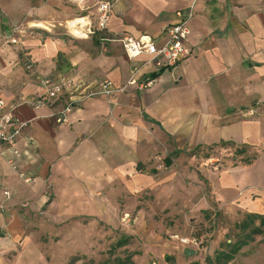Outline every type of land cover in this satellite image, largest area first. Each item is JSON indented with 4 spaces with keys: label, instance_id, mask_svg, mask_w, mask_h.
Returning <instances> with one entry per match:
<instances>
[{
    "label": "crops",
    "instance_id": "1",
    "mask_svg": "<svg viewBox=\"0 0 264 264\" xmlns=\"http://www.w3.org/2000/svg\"><path fill=\"white\" fill-rule=\"evenodd\" d=\"M192 4L188 55L162 68L146 55L128 58L120 37L148 34L162 46L176 13ZM40 7L45 10H1L0 96L6 110L26 125L13 144H0V229L44 208L56 222L71 215L117 222L122 214L116 207L122 205L116 200L125 192L136 198L156 192V197L151 193L155 206L169 210L175 187L184 204H173V215L182 208L183 218L213 226L211 235L218 240L209 254L214 255L225 248L219 242L223 235L232 236L227 243L242 237L236 224L251 214L264 217V0H114L107 28L88 37L57 26L77 16L95 26L97 0H48ZM134 73L138 82L154 77L153 84L86 94L105 80L122 87ZM53 85L63 91L38 103ZM72 101L68 122L59 124L57 115ZM171 140L177 159H193L194 167L177 175L163 167L174 158ZM156 143L161 152H155ZM229 144L241 148L243 157L256 154L219 169L192 162L200 149ZM157 154L164 157L162 164L154 161ZM220 215L224 220L217 227L214 217ZM229 224L236 233L229 232ZM261 238L264 233L255 235L229 264L249 248L258 252ZM186 247H181L183 261L193 264ZM193 249L196 257L199 251ZM4 255L0 242V264ZM205 259L196 263L207 264Z\"/></svg>",
    "mask_w": 264,
    "mask_h": 264
},
{
    "label": "rangeland",
    "instance_id": "2",
    "mask_svg": "<svg viewBox=\"0 0 264 264\" xmlns=\"http://www.w3.org/2000/svg\"><path fill=\"white\" fill-rule=\"evenodd\" d=\"M47 2L48 0H0V18H2L1 10H12L14 13L18 10H39L45 7L38 8L39 4L45 5ZM43 10L45 9L43 8ZM41 24L51 27L46 23ZM57 27L61 30H68L74 36H79L65 25ZM175 145L176 143L171 140L169 155L174 156L172 164L166 167L162 166L166 172H174L177 175L183 167L189 168L194 165L190 163V160L193 159H177V154L173 151L176 150V148L174 149ZM161 147V144L156 143L154 145L155 152H161ZM242 151L241 148L237 149L236 146L230 144L224 145V148L200 149L192 162L196 161L197 165L202 163L206 168L214 169L216 167L219 169L222 164L225 166L229 160L236 164L242 160L247 161L256 154L249 149L251 152L243 157ZM231 152L233 155H229ZM209 156L210 158L206 159ZM163 158L162 154H157L154 161H159L162 164ZM174 183L177 186L176 180ZM174 189L175 187L172 191L169 190L170 202L167 203L171 204L169 210L163 207L164 205L155 206L153 195L156 192L145 191L139 194V198L126 196L127 192H125L124 198L118 196L116 202L122 206L116 207V210L121 212L122 217L117 222L101 221L94 215H71L66 217L68 220L56 222L47 208L39 211L38 214L32 213L24 217V222H6L0 229L3 232L0 242L5 250L4 262L5 264H103L108 259L114 260L117 257H126L133 253L132 260L126 264H187V261H183L182 258L181 247L184 245L178 238L190 237L192 234L204 239L202 244H193L192 248H196L199 252L196 257L192 256L188 261L193 260V264H197L204 261L206 257L207 263V256L213 257V254H209L212 252L211 245L214 240H218L215 235H211L214 227L200 223L196 218H193L192 221L183 218L185 216L182 217L183 214L180 213L182 208L178 212L180 215L174 216L175 206L172 205L184 204L178 193L179 189ZM207 192L208 189L205 188L201 194L206 196ZM125 201L127 202L125 203ZM139 211L153 213H151V217H145L138 215ZM214 218L217 227L224 220L222 215ZM229 225L231 226L229 232L236 233L235 230H231L234 228L233 224ZM117 233L131 236V239L126 246L122 245L124 247L121 248L117 246L116 249H112L116 239L120 236ZM227 233L228 231L225 234ZM231 237L223 235L219 242L224 244L226 238ZM214 242L216 244V241ZM168 245H170V249ZM172 247L176 250L168 252ZM256 247L258 252L251 251L249 248L248 253L239 254L234 264H252L253 261L261 264V259L264 260V238L260 239L259 245ZM76 256L80 259L71 263Z\"/></svg>",
    "mask_w": 264,
    "mask_h": 264
},
{
    "label": "built area",
    "instance_id": "3",
    "mask_svg": "<svg viewBox=\"0 0 264 264\" xmlns=\"http://www.w3.org/2000/svg\"><path fill=\"white\" fill-rule=\"evenodd\" d=\"M113 4L114 0H98L97 22L95 26H90L86 24L85 21L77 22L75 27L79 30L78 35L81 37H88L91 34L104 31L111 18ZM176 15L177 21L167 28V39L162 46H158L156 39L148 34L137 38L131 35L120 37L118 40L122 42L128 58L130 60H135L140 56L146 55L149 57V62H153L157 68H162L163 66L175 65L181 58L188 55L189 51L187 49V44L189 43V36L191 33L190 20L194 15V4L186 10L178 11ZM78 19L85 20V17L82 16L72 21ZM70 22L65 24L67 28H71ZM12 42L17 43V40L13 38ZM29 67H31V64H29ZM153 82L154 80L152 78L145 82H138L134 73L122 87L114 88L111 81L105 80L97 88L86 92V94L89 96L112 95L115 92L125 91L127 86L131 84L137 85L139 89H144L151 86ZM62 91L63 88L61 85H53L46 90L38 103L46 102L48 99H54ZM73 105L74 101L66 105L59 112L56 119L59 124H66L68 122ZM254 111L255 110H250L248 113L253 114ZM25 125V123L17 122L13 114L6 110V103L0 96V144H13ZM5 194L8 196L9 192L6 191ZM178 239L184 246L189 247L199 243V238L195 236Z\"/></svg>",
    "mask_w": 264,
    "mask_h": 264
},
{
    "label": "trees",
    "instance_id": "4",
    "mask_svg": "<svg viewBox=\"0 0 264 264\" xmlns=\"http://www.w3.org/2000/svg\"><path fill=\"white\" fill-rule=\"evenodd\" d=\"M152 79H154V77H152ZM224 143L225 142H221V144H224ZM258 219L261 220L260 225L255 224V221ZM236 226L240 230L242 237H240L237 241H234V242H230V243L225 242L224 249L216 251L213 257H209V256L207 257V263L209 264H229L236 257L237 253L240 251V249L244 245L254 240L255 235L264 233V229H263L264 217L251 214V215H248L246 219L243 220L241 223L236 224ZM130 239H131V236H128L126 234L120 235L116 239L115 243L113 244L112 249H116L117 246H119V248L126 246L129 243ZM203 239L204 238H199L200 244L203 243ZM132 256H133V253L127 255L126 257H117L114 260L108 259L103 264H126L128 261L132 260ZM79 259L80 258L76 256V258H73V262L71 263H74L75 261Z\"/></svg>",
    "mask_w": 264,
    "mask_h": 264
},
{
    "label": "bare ground",
    "instance_id": "5",
    "mask_svg": "<svg viewBox=\"0 0 264 264\" xmlns=\"http://www.w3.org/2000/svg\"><path fill=\"white\" fill-rule=\"evenodd\" d=\"M80 21H82V22H84L85 20L84 19H78V20H76V21H72V22H70V25H71V30L74 32V33H77V34H79V30L75 27V24L77 23V22H80ZM40 25H43V24H41L40 23ZM10 66V65H9ZM8 67V66H7ZM89 171H91V170H89ZM94 173V172H93ZM91 175V174H90ZM92 175H95V174H92ZM94 176H93V180H94ZM97 178V177H96ZM95 178V180H97ZM98 181V180H97ZM97 183H99V182H97ZM97 183H95V184H97Z\"/></svg>",
    "mask_w": 264,
    "mask_h": 264
},
{
    "label": "water",
    "instance_id": "6",
    "mask_svg": "<svg viewBox=\"0 0 264 264\" xmlns=\"http://www.w3.org/2000/svg\"><path fill=\"white\" fill-rule=\"evenodd\" d=\"M195 253H196V250L193 249L192 247L187 246V247L184 249V254H185L186 256H193Z\"/></svg>",
    "mask_w": 264,
    "mask_h": 264
}]
</instances>
